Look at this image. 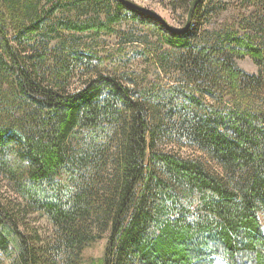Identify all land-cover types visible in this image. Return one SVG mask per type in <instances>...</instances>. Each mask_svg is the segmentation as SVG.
Listing matches in <instances>:
<instances>
[{
    "label": "trees",
    "instance_id": "trees-1",
    "mask_svg": "<svg viewBox=\"0 0 264 264\" xmlns=\"http://www.w3.org/2000/svg\"><path fill=\"white\" fill-rule=\"evenodd\" d=\"M193 1L168 5L186 14ZM225 7L202 0L192 14ZM253 18L202 39L119 0H0V176L23 200L18 209L0 197V264H82L106 233L100 264H264V15ZM130 22L178 51L182 80L228 101L94 74L81 36ZM246 56L257 73L239 68ZM75 62L88 77L71 90ZM164 142L195 148L224 175ZM23 211L46 216L53 239L23 232Z\"/></svg>",
    "mask_w": 264,
    "mask_h": 264
},
{
    "label": "rangeland",
    "instance_id": "rangeland-1",
    "mask_svg": "<svg viewBox=\"0 0 264 264\" xmlns=\"http://www.w3.org/2000/svg\"><path fill=\"white\" fill-rule=\"evenodd\" d=\"M139 4L146 6L160 15L167 21L168 25L181 30L187 23L188 13L183 10L173 11L169 2L171 0H133ZM222 1L226 4L223 10H218L216 13H203L198 17L191 16L189 27H197L200 37L203 39L207 37L212 31L220 30L225 27H233L243 31L247 26L248 20L253 18L257 11L260 10L261 15H264V7L261 2L257 0H216ZM263 17L258 18L259 21ZM186 29V30H187ZM65 33V38H68V33ZM15 32L8 28V35L5 38L14 44L12 37ZM82 46L78 51L85 53L86 56L83 61H86L90 70L94 74H104L117 76L122 78V81L132 89H143V91L151 89L156 91H168L174 86H182L188 92L200 96L202 100L210 103H218L220 101H228L229 97L220 93L213 94L203 93L206 91V86L202 84L187 83L182 80L183 76L176 68L174 61L175 55L178 51L173 50L170 46L163 44L159 40L157 30L152 26L124 23L118 26L116 32L111 34L92 35L91 33H84ZM212 42V39L209 41ZM56 43V42H53ZM200 43V42H199ZM164 52H169L168 59L163 58ZM168 53V54H169ZM69 58V57H68ZM162 58L164 60H162ZM79 63V62H75ZM239 68L244 71L255 74L259 70V66L250 57L246 56L237 60ZM77 74L71 79V90H78L84 87L87 79V74L81 63L78 64ZM145 89V90H144ZM202 89H204L202 91ZM162 150H170L181 156H190L194 158H201L211 170L223 176L224 172L220 166L209 159L207 155L196 150L193 147L183 143H169L164 142L159 144ZM0 197L3 201L9 202L13 207L18 209L23 207L22 197L15 191L13 185L3 176H0ZM24 218L22 220L21 228L26 234H35L42 241H51L53 239L55 228L48 218L37 212L27 213L22 212ZM27 217V218H26ZM262 224L264 229V216H262ZM109 233L87 247L83 252L82 264H100L104 257L105 249L108 243ZM8 262V259L5 258Z\"/></svg>",
    "mask_w": 264,
    "mask_h": 264
},
{
    "label": "water",
    "instance_id": "water-1",
    "mask_svg": "<svg viewBox=\"0 0 264 264\" xmlns=\"http://www.w3.org/2000/svg\"><path fill=\"white\" fill-rule=\"evenodd\" d=\"M121 2H123L124 4L136 9V10H139L141 12H144V13H147L151 16H153L154 18H156V20H158L159 22L162 23V25L164 27H166L168 30H171V31H179V32H183L185 31L188 26L190 25V21H191V16H192V13L194 12V9L196 8V6L202 1V0H194L190 6V9H189V12H188V18H187V23L185 25V27L181 30H178V29H175L171 26L168 25L167 21L165 20V18L160 15L159 13H157L156 11L146 7V6H143L141 4H139L138 2H135L133 0H119Z\"/></svg>",
    "mask_w": 264,
    "mask_h": 264
},
{
    "label": "bare ground",
    "instance_id": "bare-ground-1",
    "mask_svg": "<svg viewBox=\"0 0 264 264\" xmlns=\"http://www.w3.org/2000/svg\"><path fill=\"white\" fill-rule=\"evenodd\" d=\"M3 47V46H2ZM154 91V90H153ZM97 98V97H96ZM86 102V101H85ZM76 109V108H75ZM98 110V109H97ZM147 114V113H146ZM85 118V117H84ZM117 119V118H116ZM178 119V118H177ZM90 120V119H89ZM93 125V124H92ZM169 131V130H168ZM86 132V131H85ZM24 192V191H23ZM27 218V217H26ZM16 223V222H15ZM33 246V245H32ZM43 246V245H42ZM40 247V246H39Z\"/></svg>",
    "mask_w": 264,
    "mask_h": 264
}]
</instances>
